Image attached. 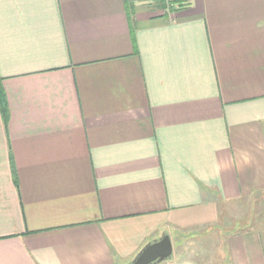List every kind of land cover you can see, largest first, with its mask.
Masks as SVG:
<instances>
[{"label":"crops","instance_id":"1","mask_svg":"<svg viewBox=\"0 0 264 264\" xmlns=\"http://www.w3.org/2000/svg\"><path fill=\"white\" fill-rule=\"evenodd\" d=\"M0 93V264H206L264 202V0H0Z\"/></svg>","mask_w":264,"mask_h":264},{"label":"rangeland","instance_id":"2","mask_svg":"<svg viewBox=\"0 0 264 264\" xmlns=\"http://www.w3.org/2000/svg\"><path fill=\"white\" fill-rule=\"evenodd\" d=\"M263 200H256V201H252L250 204H247L244 208H240L237 210H232L233 213H229L228 214V221H229V226H225L224 228L221 226L220 231H216L215 235H213L212 237H208L204 235L203 237H197V240H195V249L194 251H191L192 254H198L200 255L199 258H202V261L206 264H210L211 263V259H212V253H213V249L220 248L222 246H224V238H222V235L224 234V232H232V230H238L242 228V224H246L248 223L249 218L251 219L250 222L252 223V220H254V222H258L261 224V228H263L264 226V209L263 207L260 208L258 207L259 204H263L262 203ZM242 218H245V220H242ZM241 220L243 223L241 224H235L237 223V221ZM251 223H248L251 225ZM256 223V224H258ZM253 224V223H252ZM259 225V224H258ZM257 226V225H256ZM199 238V239H198ZM193 244V243H192ZM203 249V250H201ZM211 250V251H210ZM180 252V251H178ZM169 263V262H168Z\"/></svg>","mask_w":264,"mask_h":264},{"label":"water","instance_id":"3","mask_svg":"<svg viewBox=\"0 0 264 264\" xmlns=\"http://www.w3.org/2000/svg\"><path fill=\"white\" fill-rule=\"evenodd\" d=\"M172 256V241L168 236H164L148 245L131 264H164Z\"/></svg>","mask_w":264,"mask_h":264},{"label":"trees","instance_id":"4","mask_svg":"<svg viewBox=\"0 0 264 264\" xmlns=\"http://www.w3.org/2000/svg\"><path fill=\"white\" fill-rule=\"evenodd\" d=\"M1 94V93H0ZM4 117H5V119H7V116H6V111H5V109H4Z\"/></svg>","mask_w":264,"mask_h":264},{"label":"built area","instance_id":"5","mask_svg":"<svg viewBox=\"0 0 264 264\" xmlns=\"http://www.w3.org/2000/svg\"><path fill=\"white\" fill-rule=\"evenodd\" d=\"M171 1H172V0H167V2H168L170 5H171Z\"/></svg>","mask_w":264,"mask_h":264}]
</instances>
